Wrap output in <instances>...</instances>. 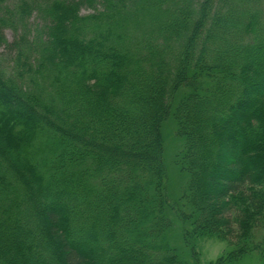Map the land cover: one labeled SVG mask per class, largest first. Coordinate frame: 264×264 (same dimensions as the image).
<instances>
[{"label":"trees","instance_id":"trees-1","mask_svg":"<svg viewBox=\"0 0 264 264\" xmlns=\"http://www.w3.org/2000/svg\"><path fill=\"white\" fill-rule=\"evenodd\" d=\"M262 1L0 0V41L18 33L0 53V264H182L162 228L179 88L182 218L229 256L264 253Z\"/></svg>","mask_w":264,"mask_h":264},{"label":"rangeland","instance_id":"rangeland-1","mask_svg":"<svg viewBox=\"0 0 264 264\" xmlns=\"http://www.w3.org/2000/svg\"><path fill=\"white\" fill-rule=\"evenodd\" d=\"M264 7V0L262 1ZM95 13L94 10H83V15ZM5 38L0 41V53L8 52L7 46L12 45L18 33L6 29ZM187 88H179L172 101L171 115L161 126L163 163L166 167L165 192L168 198L166 217L169 225H162L165 245L173 250L182 264H264V253L251 251L244 255H231L234 250L231 245L217 237H201L194 232L193 222L184 220L181 214L187 213L186 202L182 200L189 181L188 174L182 167V157L185 148L184 138L178 135V125L173 113L181 101L188 94ZM193 103L190 105L192 106ZM191 108V107H190ZM228 159L239 157L237 146L230 143L224 150ZM181 162V163H180ZM225 168H230L226 163ZM157 223V219H153ZM165 223V222H164ZM230 257V258H229Z\"/></svg>","mask_w":264,"mask_h":264}]
</instances>
